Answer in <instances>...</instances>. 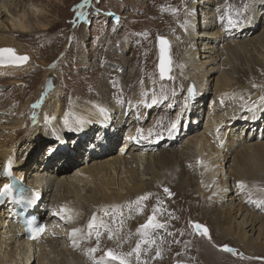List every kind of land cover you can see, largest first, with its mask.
<instances>
[{
  "label": "rangeland",
  "instance_id": "rangeland-1",
  "mask_svg": "<svg viewBox=\"0 0 264 264\" xmlns=\"http://www.w3.org/2000/svg\"><path fill=\"white\" fill-rule=\"evenodd\" d=\"M199 1L196 0L193 6L191 0H90L89 5L84 9H77L76 6L81 4L82 0H0V7L3 3L7 4L6 10L0 9V37L12 42L9 45L2 43L1 47H12L17 54L29 57V62L24 67L0 68V144L12 142L9 155L17 157V162L23 164L30 160L29 165H31L41 155L49 157L51 153L62 154L59 151L61 142L58 138L59 134L66 136L71 149L76 150L79 145L80 130L83 127L89 129L94 125L91 122L100 118L108 117L113 120L116 117L114 120L119 123L116 129L117 142L112 145L108 155L104 154L106 158L119 153L120 145L125 138V131L128 128H130L129 135L133 134V130L138 127L142 130L148 129L164 113L167 114V118H175L177 121L175 129L171 131V125L168 122L165 124L164 131L161 127L156 136L146 134L139 139L145 144H153L155 154L161 150H168L174 154L172 165L175 168L183 165L182 168L178 167V173H181L183 169L184 173L182 176L179 175L177 180L162 181L167 185L163 189L167 188L171 196L161 189L157 200L148 198L143 201L140 205L141 211L138 212L137 206L133 203L137 199L136 196L128 195L126 201L123 202L124 208L118 211L114 218L111 217L110 212L106 216L100 208L95 211L88 210L86 205H82L79 213L74 218L65 220L64 223H60L59 218H56L55 227L61 234L58 241L64 245L57 250L65 252L67 257L78 254L80 251L78 256L81 264H98V262L101 264V261L105 264H117L115 261L108 260L104 253L108 250L117 255L118 252L122 254L131 252L136 246L133 242L131 247L133 239L137 237L139 240L141 237L137 229L147 222L149 216L153 215L154 207L160 209L155 213L156 222L166 224V226L163 232L161 229L153 231H159L161 237L167 240L171 237V241H167L168 244L164 245L165 248L159 255L160 264H182L183 261L199 263L198 258L203 259L202 264H225V262L245 264L237 257L240 242L231 233L225 234L210 223H206L207 218L208 220L213 218L208 208L214 204L212 202L214 196L209 195V191L206 192L208 187L200 190L198 186L199 170L203 165H196L191 157L186 160L180 159L179 150L192 134H197L203 129L204 119L213 99L215 83L222 72L232 79V86L227 95L229 97L242 96L243 102L248 104V95L244 93L246 90H243L244 87L253 83L264 84V74L257 75V69H255L257 64H260V60L253 48L252 51L251 48L248 49L250 50L248 54L235 50L234 53L229 54L228 61H224L220 70L213 73L208 94L203 96L195 90V96L190 100L186 90L191 80L187 82L183 76V71L186 70L182 69L184 63L180 45L184 43L183 31L188 33L187 27L191 24L190 19L195 18L192 24L194 23L196 32L200 31L199 26L203 20H207L206 13L221 16L222 22L228 21L229 17L233 21H238L236 27H230L228 22L222 24L226 26L222 30H226L224 33L228 35L218 40V48L225 47L228 42L247 41L261 35L264 31V0H209L210 3H206L205 9L201 7ZM197 9L202 11V16ZM77 11H83L85 18L79 19L76 15ZM196 13L199 15L193 16ZM11 20L13 22L25 20L28 24V32L16 34L17 30L12 26ZM37 20L45 24L46 29L41 30L35 27ZM228 27L230 29H227ZM219 28L221 29V27H212L207 31L216 32ZM158 37L168 42L170 57L171 73L168 78L163 79L158 71L160 58ZM200 39L207 38L201 37ZM183 49L185 51L186 45ZM221 62L222 60L216 66L218 67ZM48 71L53 72L51 75L53 81L50 86L45 84L47 80L45 81L46 77L44 78ZM243 74L244 78L241 77ZM172 76L175 79L172 91H176V97L180 103H174L165 109L164 104L168 103L167 99L152 104L151 98L145 100H139V96L137 98L140 86L154 89L157 85H163ZM43 85L44 90L39 91ZM41 97L43 101L40 106L33 108L32 105ZM131 102L137 108L136 113L138 112L136 117L133 116V122H136V125L132 128L128 124L134 110L132 109L133 111L129 114L122 112ZM186 102L187 107H185ZM198 103H200L199 106ZM178 114L179 118H177ZM247 115L250 116L249 119L253 124L250 127L251 130L244 125L247 131L244 130L243 134L246 136L264 134V105L254 110L248 109ZM240 133H242L241 129L238 130L237 125L234 132L231 130V135L239 136ZM142 144L138 143L137 146H142ZM79 148V150H74V154L77 157L76 161L80 160V162L77 165H69L70 176L79 170L77 166L82 162V159L78 157V152L83 149V146ZM260 155V159H257V166H253L252 169L245 167V173L252 175L257 172L260 174L258 177H263L264 152ZM55 165L57 166V163ZM154 165L157 170L156 161ZM56 166L53 167L57 176L64 175V173L66 175L67 172H59L60 164ZM162 168L168 176V166L164 164ZM34 170L31 169L29 174L34 173ZM138 174L136 173V178H139ZM33 178H35L34 174L31 175V179ZM21 180L26 188L25 193L31 191L37 196H43V190L40 187L35 190L34 185L28 180ZM143 183L149 185L148 181ZM258 184L264 188V181H259ZM183 188H190L191 193L179 202L178 191ZM47 195H51L50 200L52 196H56L53 192ZM99 195L100 192L91 187L86 198L89 196L99 198ZM204 202L207 205L201 206L200 204ZM178 203L182 204L184 211L176 210ZM130 204L131 207H129ZM84 209H87L85 215ZM94 214L97 216L98 223L102 221L108 225V229L112 232L111 239H109L108 230L102 228L98 239L95 236V230L92 236H88L87 225ZM241 218L236 220L239 222ZM8 220L10 218L7 219L4 215L0 223L2 226L3 224L8 225ZM144 220H146L145 223H143ZM195 224L207 228L208 236L197 233L193 227ZM2 226H0V233L5 235V230L1 229ZM73 229H80L74 237L70 236ZM151 230L150 233H152ZM172 232H175L174 238V233L170 234ZM1 236L0 263L7 264L8 261L4 255L15 244L2 241ZM70 237L72 238L69 239ZM82 241H85L88 246H82ZM193 241L195 242L192 243ZM73 242H76L78 247L69 248ZM221 245L233 249L235 255L228 253L231 255L230 259L211 261V251L219 252L217 247ZM90 248L98 250L92 254L86 252V256L81 251V249L86 251ZM203 251L210 252L209 256L199 254ZM156 257L154 249H149L146 244L141 243L142 261L154 264ZM59 259L60 256L57 257V261ZM129 259L131 263L136 262L135 254ZM231 259L234 261L229 263ZM36 262L37 260L34 259L28 264H37ZM253 263L264 264V256Z\"/></svg>",
  "mask_w": 264,
  "mask_h": 264
},
{
  "label": "bare ground",
  "instance_id": "bare-ground-1",
  "mask_svg": "<svg viewBox=\"0 0 264 264\" xmlns=\"http://www.w3.org/2000/svg\"><path fill=\"white\" fill-rule=\"evenodd\" d=\"M191 1L194 6L196 0ZM206 3H210V1H199V4L202 5L201 7L204 9L207 6ZM6 8L7 4H1V10H6ZM197 12L201 13L202 16L201 10L197 9ZM199 13L193 16H197ZM208 14L209 13H206L207 20H203L202 24L199 26L201 30L197 32L194 29V23L192 24L195 18L193 17L190 19L191 24L187 27V32L189 34L183 31L184 38L182 40L184 43L180 45L181 57H183L182 61L184 63L182 69L186 70L183 71V76L186 78L187 82L189 80L193 81L195 90H198L203 96L206 95V93L208 94L213 73L220 70V66L225 63L224 61H228L229 54L234 53L235 50H241L242 53L248 54L253 48L260 60V64H257L255 68L257 69L256 73L259 76L264 74V31L261 35L253 37L250 40L232 41L228 42L225 47L218 48V40L228 35V33H224L226 30H222L224 27L226 28V26L222 24L228 21L222 22V19H220L221 16L217 14ZM32 15L35 17L34 13H32ZM11 23L17 30L16 34L28 32V24L25 20L14 22L11 20ZM35 27L41 30L46 29V25L38 20L35 21ZM212 27H221V29L219 28L216 32L207 31L212 29ZM227 29L230 28L228 27ZM201 37L207 39H200ZM2 43L9 45L12 42L1 39L0 37V47ZM185 45L186 49L184 51L183 46ZM249 48L251 49L248 50ZM221 60V64L217 67V63ZM52 73L53 72L48 71L44 76V78H47H45V81L47 80L45 83L47 86H50L53 81V77L51 76ZM241 77L244 78L245 75L243 74ZM171 78L163 85L155 86L154 89L140 86V90L137 92V98L139 96V100L150 99L153 93L158 96L163 95L168 100V103L164 104L165 109H168V107L174 103H180L176 97V91H172V85L175 81L174 76ZM231 86V77L228 75L226 76L222 72L216 80L213 99L208 107L203 129L197 134H192L180 148L179 153L181 152V154L179 158H184V160H186L191 157L196 165H203L199 170L200 176L198 186L200 190L208 187L206 192L209 191V195L214 196L212 200L214 204H212V206L210 205L208 208V212L210 211L209 213L212 214L213 218H209V220L207 218L206 223H210L213 227H216L225 234L231 233L234 238L240 242V249L237 251V257L240 258V262L254 264V261L264 256V188H262V186L260 187L258 184L259 181H264V174L263 177H258L260 174H257V172L256 174L254 172L252 175H248L245 173V167L252 169L253 166H257V159L261 156L260 154L264 152V134H251V136H246L243 133L244 130H251L250 127H252L253 124L249 119L250 116L247 115L248 109L254 110V108H261L264 105V101L261 100V97H264V84L253 83L244 87L243 90L246 89L244 93L248 95V104L245 102L247 105L243 102L242 96L229 97L227 95ZM42 89L44 90V85L39 91ZM145 93L147 95H144ZM183 99L182 101L185 102ZM199 104L200 103H198V106ZM132 109L134 112L128 124L131 128L136 125V122H133V116H137L138 112L136 113L135 111L137 108H135V105L131 102L126 109L122 110V112L129 114L130 111H133ZM180 112L181 109L179 113ZM177 118H179V116H177ZM114 119L116 120V117ZM114 119L111 120L108 117L100 118L92 121L91 123H94V125L89 129L83 127L80 130L79 145L76 150H79V147L83 146V149L78 152V157L82 159V162L77 166L79 170L73 173L72 176H70L71 173L68 172L70 168L69 165H77L80 160L76 161L77 157L74 154L76 150L75 148L71 149V145L64 135L59 134L58 136V138L61 139L59 151H61L62 154L60 153L58 155L57 153H51L49 157L41 155L37 157L31 165H29L30 160L22 164L17 162V157L9 155L11 153L10 150H12V142L0 144V189H3L5 185H9L10 188V195L7 193V198L0 204V221L4 215L7 219L10 218V220H8V225L3 224L2 226L0 223V226H2L1 229L5 230V235L0 233L2 235L0 236L2 241L15 244V246L11 247V250H7L4 255L8 261L7 264H28L34 261V259L37 260V264H81V259L78 256L80 251H78V254L75 253L67 257L65 256V252L57 250L60 246L64 247V245L58 241L60 240L61 234H59V229L55 227L57 223L56 218H59L60 223H64L65 220L67 221L69 215L74 218L79 213L82 205H86L88 210L92 209L95 211L98 210V208H100L102 212L107 210L112 217L113 207L117 208V212L122 210L124 208L123 202L126 201L128 195H134L138 198L141 196L140 194L146 193L151 194L149 196L150 200H157L160 196L159 190H164L163 187L167 186L165 183H162V181L173 182L178 179L179 175L182 176L184 169L181 173H178V167L180 165L176 167L177 169L172 165V162H174V154H171L168 150H161L159 153L155 154V146H152L153 144H145L139 141V139L146 134L152 137L156 136L158 131L161 130V127L163 128L162 131H164L165 124L168 122L170 125L173 122L177 123L175 118H167V114L164 113L159 116L156 122L150 125L148 129L142 130L140 127L134 129L133 134H131L132 136L129 135L130 128H126L127 131H125V138L123 137L124 141L120 145L119 153L106 158L107 156L104 154L110 153L112 145L117 142L116 138L118 136H116V129L119 123ZM52 124L53 123H51V125ZM234 124L237 125L238 130L241 129L242 133H240L239 136L231 135V130L234 132V128L236 127L235 125L233 128ZM244 125L247 126V129ZM225 126L228 128H223ZM138 143L143 144L142 146L139 145V147L137 146ZM122 153L123 155L125 154V156H123ZM240 160L241 162H239ZM155 161L158 163L157 170L154 165ZM56 163L57 166L60 164L62 168V170L60 168V171H58L63 173L67 172L66 175L65 173L60 176L55 174V168L53 166H56ZM164 164L168 166V176H166L162 168ZM180 167L182 168L183 165L181 164ZM188 167H190V165ZM31 169H35L34 173L31 174H34L35 178L33 179H31V175L29 174ZM147 171H150V173H147ZM136 173L139 175V178L135 177ZM21 179H23V181L28 180L32 183L35 190L39 187L43 190V196H38L31 205L26 202L28 198H31V194L33 193L31 191L25 193V201H13L11 199L14 197V194L17 193L14 192L15 189H26ZM124 179L126 180L124 181ZM145 181H148L149 185L144 184L143 182ZM238 182L244 184L242 190L237 187ZM91 187L96 188L97 192H100L99 198L94 196L86 198V194ZM114 190L115 193H113ZM50 192L56 194V196H52L51 200V195H47ZM178 193L180 202L187 194L190 195L191 190L190 188H183L178 191ZM175 204L176 201L174 202V205ZM200 205L205 206L207 203L204 202ZM176 206L177 211H184L181 203H178ZM61 208L68 211L66 213H60ZM46 210L48 213L45 212ZM84 210L85 215L87 209ZM20 212L26 214L31 213L36 215L40 221H43L45 229L43 235L38 240L33 242L25 241V236L22 231L23 226L19 224L25 217L20 214ZM234 213H236L235 216ZM62 216L64 218H61ZM239 218H241V220L238 222L236 219ZM145 221L146 220H144L143 223H145ZM150 230H148V238L154 241V243L146 244V246L149 249H154L156 252L158 250L161 254L163 248H165L164 245L171 241V235L167 240V238L161 237L159 232L160 229L159 231H153L154 229H152V233H150ZM1 232L3 231L1 230ZM161 232H163V228H161ZM154 234H156V236ZM170 234H173L174 238L175 232ZM71 238L72 237L69 239ZM143 239L144 237L142 236L139 240L137 237L134 238L131 247L133 246V242L135 245ZM194 242L195 241L192 243ZM81 243L82 246H88L85 244V241ZM76 246L77 243L73 242L69 248H74ZM217 248L219 252L215 253L211 251V261H213V259L223 260L231 258L228 252L221 250L223 248L222 245ZM170 250L173 251L172 247H170ZM81 251L85 253V256L86 252L90 253L87 249L86 251L81 249ZM200 253L205 256H209L210 254V252L204 251L199 252V254ZM121 254V252H118V255ZM58 256H60V259L57 261ZM156 258L154 264H160L158 260L159 257ZM197 260H200L199 263H197V261L194 263L191 261H183L181 263H203L202 258H198ZM231 261L234 260H229V263ZM100 263L105 264L103 261ZM131 264H137V262H132ZM225 264H227V262H225Z\"/></svg>",
  "mask_w": 264,
  "mask_h": 264
},
{
  "label": "snow or ice",
  "instance_id": "snow-or-ice-1",
  "mask_svg": "<svg viewBox=\"0 0 264 264\" xmlns=\"http://www.w3.org/2000/svg\"><path fill=\"white\" fill-rule=\"evenodd\" d=\"M90 3V0H82V3L77 5L76 8L77 9H84L86 6H88ZM76 15L79 19H84L85 18V13L83 11H77ZM228 24L236 27L238 24V21H233V19L231 17L228 18ZM158 43H159V50H160V75L161 78L163 79L165 77V73L168 70L166 67L167 64V59H166V52L168 49V42L162 38V37H158ZM28 60L27 56H17L14 53L13 49L10 48H0V66L2 65H20L24 62H26ZM54 67V65L52 66ZM144 95H147L146 93ZM188 97L189 98H193L194 97V91L192 87H189L188 89ZM163 99H166V97H164L163 95L161 96H157L155 93H153L152 95V104H157L159 102H161ZM261 100H264V97H261ZM43 101V97H41V99L39 101H37L34 105H32L33 108L39 107L40 104ZM150 106V105H148ZM185 107H187V102L185 103ZM179 116V114H178ZM34 119V117H33ZM176 127V122H173L170 126V131L172 129H175ZM139 133V130H138ZM151 134V133H150ZM237 187L240 188L241 190L244 188V184L242 182H238ZM10 191V188L8 185H5V187L3 189H0V196L2 195H6L8 192ZM164 191L166 193H168L169 196H171V193L169 192V190L167 188L164 189ZM151 194H145L142 195L140 197H138L136 199V201H134L133 203L137 206V211H141L140 205L143 201H146L149 196ZM38 198L36 193H32L31 194V198L27 199V204L31 205L35 202V200ZM21 200H24L25 197L23 194H21L20 196ZM132 205L130 204L129 207H131ZM68 210L61 208L60 209V213H66ZM157 211H160L159 208L154 207L153 208V215L148 217V220L145 224L140 225V227L137 229V233L139 235H141L142 237H144V239L141 242H138L135 246V248L131 251L128 252L127 254H121V255H117L116 253H114L111 250H108L104 253V256L107 257L108 260L110 261H115L117 262V264H131L129 257L133 256V254H135V259L137 264H147L146 261H142L141 260V243L144 244H151L154 243V241L150 240L148 238V230L150 229H161L164 228L165 225L157 223L156 222V216L155 213ZM117 212V208L113 207L112 209V215L113 218L115 217V214ZM104 214L107 216L109 215L108 211L105 210ZM55 215V213H54ZM61 218H64L63 216ZM68 219H71V216H68ZM193 227L195 228L196 232L199 234H202L203 236L207 237L208 236V230L207 228L201 226L200 224H195L193 225ZM88 236H92L93 235V230H95V236L97 237V239L100 237L101 232L100 229L104 228L105 230H108V235H109V239L112 238V232L111 230L108 229V225L101 222H97V216L94 214L91 218V220L89 221L88 225ZM31 231L33 232V238H36V236H38L41 232L44 231L43 227H36V228H32ZM80 232V229H73V231L70 233V236H76V234ZM98 249L97 248H90L89 252L91 253H95ZM222 251L224 252H228V253H232L235 255V252L233 249H231L228 246H224L222 249ZM160 253L157 250L156 252V256L159 257ZM99 264V262H98Z\"/></svg>",
  "mask_w": 264,
  "mask_h": 264
},
{
  "label": "water",
  "instance_id": "water-1",
  "mask_svg": "<svg viewBox=\"0 0 264 264\" xmlns=\"http://www.w3.org/2000/svg\"><path fill=\"white\" fill-rule=\"evenodd\" d=\"M0 48H10V49H13L14 50V53L17 55V56H27V55H19L16 53L15 49L12 48V47H0ZM158 50H159V44H158ZM159 53H160V50H159ZM28 57V56H27ZM166 59H167V64H166V67H167V71L165 73V77L164 78H168L170 73H171V68H170V57H169V49H167V52H166ZM29 62V57H28V60L20 65H2L0 66V68H7V67H16V68H21V67H24L27 63ZM158 71L160 73V58H159V64H158ZM189 87H192L193 88V91H194V96H195V88H194V84L192 82H189L188 83V87H187V95H188V89ZM194 98V97H193ZM193 98H189L190 100H192Z\"/></svg>",
  "mask_w": 264,
  "mask_h": 264
}]
</instances>
